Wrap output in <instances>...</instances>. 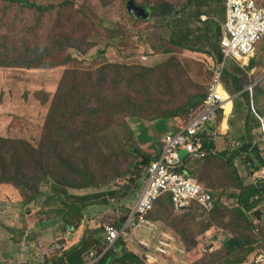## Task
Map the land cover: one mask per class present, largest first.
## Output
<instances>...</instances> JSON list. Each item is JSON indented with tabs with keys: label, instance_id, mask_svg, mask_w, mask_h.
I'll use <instances>...</instances> for the list:
<instances>
[{
	"label": "trees",
	"instance_id": "obj_1",
	"mask_svg": "<svg viewBox=\"0 0 264 264\" xmlns=\"http://www.w3.org/2000/svg\"><path fill=\"white\" fill-rule=\"evenodd\" d=\"M3 1L44 13L54 10L56 7L50 1L45 4H39L32 0ZM262 3L264 4V1ZM157 5H152L153 9ZM64 6L76 5L72 0H65L63 1ZM83 13L88 16L85 12ZM130 16L135 18L134 15ZM169 54L171 57L172 53L169 52ZM9 55L10 53L6 54V56ZM140 59L142 58L140 57ZM140 59H128L120 62L117 60L113 63L106 60L94 71L67 70L50 104L44 134L38 147L24 139L13 140L0 136V184L15 187L24 198V205L27 206L37 203L41 196H46L42 202V209L51 207V201L52 203L60 201L62 207L59 212L63 215V229L66 232L68 229L74 230L83 224V219L89 217L86 209L94 203L87 195L69 193L70 189H96L101 187L99 185H110L112 178L109 179L105 175L108 166L114 162L122 166L125 157L129 159V162L124 168H121L120 172L118 164L112 167L117 170V177L124 180V183L115 182L113 185H121V187L114 186L107 191V194L115 198L118 190L113 188L122 189L124 196L118 198L117 204L125 205V203L136 199L146 177L147 166L161 153L162 139L168 127L166 122L168 120L177 121L179 113L183 111L190 112L192 110L195 113L202 108L207 86L201 94L193 95L196 100L187 101L181 108L170 111L160 109L145 111L142 104L140 105L129 94L120 93L119 89L123 88L126 83V88L131 89L134 86L135 81L140 78L141 69L145 75L147 69L150 71L156 64H144ZM71 60L68 57L60 64H66ZM46 64L44 57L38 58L32 55L26 60L20 56L15 59L8 57L4 61H0V67L7 68H42ZM222 81L226 89L234 92L243 88L244 85L241 78L236 75L231 78L232 88L228 86L224 74H222ZM107 90L113 92L107 93ZM192 111L189 113L190 115ZM128 119L131 120V123L138 125V134L135 135V130L127 121ZM189 119L188 115L182 123L177 122L178 130L186 125ZM150 129H153L158 135L163 130L164 134L161 140L150 135ZM202 131L198 137L205 156L191 158L181 152L182 165L177 170L187 173L189 177L195 179L206 191L211 193L213 207L206 210L193 203L184 212L176 214L172 209L170 194L164 193L154 202L152 210L147 214V223L141 229V233L137 234L135 228L129 229L128 236L121 238L117 243V251L108 250L95 264H178V262H184L186 254L190 259V264H210L212 259L217 261L216 253L206 256L205 252L199 255L198 259L192 261V253L198 247V242L187 236L182 238L179 234L183 235L186 230L179 231L174 225L175 235L168 234L165 228L156 222L161 221L169 226L164 221L165 218L167 219V217L164 218L166 215L168 216L167 222L170 217L181 216L179 217L180 222L184 223H188L187 219L196 220V217L203 216L202 214L208 217L218 216L220 221L217 227L223 228L231 235L223 242V247L226 250L223 255L235 254V251L239 252L243 249H246L249 254L251 253L249 260H238L237 264L250 262L254 256L264 252V240L259 238L260 235L264 238V231L258 230L252 222L253 215L240 209L229 211L222 203V199L218 197L222 192L220 189L225 186L224 189H221L224 192L227 188L234 187L242 188L239 195L242 193L244 188L242 178L238 175L234 165L235 158L241 156L250 166V172L262 169L264 168V158L261 156L262 147L259 142L252 143L247 139H240L231 148L226 147L222 151H217L211 140L204 139ZM201 134L202 136H200ZM157 140L159 143L155 145ZM139 142L150 143L153 152L142 151ZM249 183L248 188H254L250 181ZM42 185H50L52 193L45 194L41 189ZM257 185L264 197V179H259ZM254 190L257 191L256 188ZM104 202L107 205V199H104ZM252 206H249L247 210ZM154 211L156 214L153 218ZM130 214L122 217L119 221L117 220L118 222L113 225L120 227ZM254 214L258 218L264 217L263 204L262 208L257 209ZM159 241L166 244L164 253L157 250L160 246ZM101 242L100 238H95L94 242L87 239L71 250L64 252L58 250L61 254H56L48 264H86V261L81 260L82 252L87 250L89 244L94 243V247L98 244L95 248L100 247L96 253L99 255L103 251ZM134 245L139 248L140 252L134 249ZM151 253L155 255L154 260L148 259ZM206 260L209 261L205 262Z\"/></svg>",
	"mask_w": 264,
	"mask_h": 264
},
{
	"label": "rangeland",
	"instance_id": "obj_2",
	"mask_svg": "<svg viewBox=\"0 0 264 264\" xmlns=\"http://www.w3.org/2000/svg\"><path fill=\"white\" fill-rule=\"evenodd\" d=\"M32 1L39 4L50 1L56 7L44 13L0 0V61L8 57L15 59L20 56L26 60L32 55L38 58L44 57L47 62L42 68L0 67V136L2 137L13 140L24 139L35 147L40 145L50 104L62 77L69 69L94 71L106 60L113 63L117 60L120 62L145 56V59H140L144 64H156L150 71L147 69L145 75L141 69L140 78L135 81L134 88H126V83L119 89L120 93L129 94L140 105L142 104L145 111L179 109L187 101L196 100L193 95L201 94L212 78L211 66L207 63L202 60L192 61L183 54L172 53L169 57L168 52L162 53V47L156 48L153 52H140L139 55L140 41L147 37V40L156 43L160 39L146 34L145 38L143 37V32L140 33L135 19L130 16L126 8L127 0H72L76 6L66 7H63L65 0ZM137 3L143 5L140 0H137ZM161 42L162 39L159 44ZM255 47L258 49L264 47V34L258 38ZM8 53L10 55L6 56ZM68 57L72 59L70 62L60 64ZM263 59L262 50L256 61L258 63ZM111 92L113 91L107 90V93ZM191 111L179 113L177 121L168 120L166 133L171 130L170 127L177 125V122L182 123L188 115L191 117L199 113L192 111L190 115ZM127 121L135 130V135L138 134V125L131 123L129 119ZM149 133L160 140L164 134L162 130L158 135L153 129H150ZM158 143L157 140L155 145ZM150 145L139 142V147L144 152H153ZM128 162L129 159L124 157L122 166L117 162L108 166L105 175L109 179L112 178L110 185H99L101 187L96 189L69 190L71 194L87 195L94 201L88 206L90 210L86 209L89 217L84 218L87 222L95 224L94 228H90L88 223L87 239L93 242L95 238L104 239L102 229L104 224L117 223L134 208L136 199L125 205L117 204L118 198L124 196L122 189H116L118 191L114 200H111L113 198L107 194L112 187H121V185H113L115 182L124 183V180L117 177V170L112 167L118 164L120 172ZM245 183L249 185L248 180L242 179V185ZM41 189L45 194L52 193L50 185H42ZM221 189L222 192L218 197L223 199L222 203H224V197L230 200V195L227 193L229 189L233 191L234 187L227 188L225 192ZM44 199L46 196H41L37 203L24 205V198L15 187L0 184V264H48L56 254H61L55 246L63 244V215L59 212L62 205L60 201L53 203L51 201V207L42 209ZM104 199H107V205ZM224 206L229 211L242 210L239 204L231 200ZM108 208L112 215L105 212L100 221V216L97 215ZM155 214L154 211L153 218ZM202 215L197 216L196 220L187 219L188 223L180 222L181 216L170 217L167 222L168 216L163 215L164 218L167 217L163 220L169 225L167 226L169 229L174 230V225L179 231L186 230L183 235L179 234L182 238L187 236L198 242V247L192 253V261L199 258L204 252L203 249L206 250L207 256L208 248L213 247L212 253H216L217 261L212 259L210 264H216L225 257L223 242L231 235L223 228L217 227L220 221L218 216ZM259 238L264 240L262 235ZM12 244L15 252L8 247ZM88 248L89 245L86 249ZM247 253L249 252L243 249L227 256L234 261L238 259L235 257L246 260L250 259L246 258ZM12 259L15 261L13 262Z\"/></svg>",
	"mask_w": 264,
	"mask_h": 264
},
{
	"label": "crops",
	"instance_id": "obj_3",
	"mask_svg": "<svg viewBox=\"0 0 264 264\" xmlns=\"http://www.w3.org/2000/svg\"><path fill=\"white\" fill-rule=\"evenodd\" d=\"M140 1L143 2L141 6L149 7L150 12L144 18L134 16L136 26L140 29V33L143 32L142 35L144 38L146 34V36L150 35L153 38L162 39V42L159 44L160 40H158L156 43H152L147 40L146 37L139 42V55L140 52H153L156 48L162 47V53L171 52L174 54H183L192 61L202 60L211 66V76L218 66H222L223 74L230 88L233 86L231 83L232 76L236 75L243 81V88L238 91L234 92L226 89L232 96L228 101L229 108L223 111L215 122L208 123L203 127L202 134L205 136L204 139L208 141L211 140L217 151H222L226 147L231 148L233 143L240 139H247L252 143L259 142L261 147L262 143L259 137V121L257 114L264 115V59L257 63L256 58L262 50L264 51V47L260 49L255 47V50L249 57L240 61L224 57L220 40L224 35L223 24L226 18L225 0ZM152 5L157 6L153 9ZM150 6H152V8H150ZM142 56L143 55H141V57ZM184 126H182V128ZM170 128L171 130L169 132L178 130L176 125ZM202 134L200 136H202ZM261 156L264 158V149L261 150ZM234 165L237 168L240 178L249 181L248 177L251 169L241 156L235 158ZM246 184L247 183L243 185L244 190L240 195L239 192H241L240 190L242 188H234V192L232 189H229L227 194L230 195L229 198L231 202L234 201L239 204L242 211H248V214H252V222L256 225L258 230L264 231V217L261 216V218H258L254 214L257 209L262 208V202H253L251 200L256 194V191L253 187L248 188L249 185ZM141 185H143V183ZM116 189L117 188H114V190ZM1 197H3V195H1ZM114 199L116 198L111 200ZM230 200L224 197V204L230 203ZM251 205L253 206L247 210ZM105 212H107L108 215H112L108 208L106 211L104 210L97 215L100 216V221L103 219L102 216H104ZM83 220V224L74 230L68 229L66 232L63 229V245L65 249L71 250L76 245L79 246L83 240H87L88 223L91 226L90 228H94L95 224L87 222L86 219ZM156 222L164 227L168 234H171V236L175 235L174 231L169 229L163 222ZM8 247L14 250V244ZM95 247L94 243L89 244V248L82 252L81 260L83 262H87L90 252H98L100 250L99 246L97 248ZM133 247L137 252H140L136 245ZM212 249L213 247L208 248L207 253H212ZM203 250L206 252L205 249ZM234 253H238V251ZM154 257V253H151L148 259L154 260ZM248 257L251 258V253L246 254V258ZM255 257L256 256L253 258ZM236 258L238 259L234 261V259L232 260V258L225 256L216 264H237L238 260L243 259L235 257V259ZM12 261L14 262L15 260L12 259ZM252 261L244 264H253L251 263ZM178 264H190L188 255H185L184 262H178Z\"/></svg>",
	"mask_w": 264,
	"mask_h": 264
},
{
	"label": "built area",
	"instance_id": "obj_4",
	"mask_svg": "<svg viewBox=\"0 0 264 264\" xmlns=\"http://www.w3.org/2000/svg\"><path fill=\"white\" fill-rule=\"evenodd\" d=\"M225 8L224 35L220 40L222 53L224 57L240 61L253 53L258 38L264 34V4L259 0H225ZM231 97L222 81L220 67L215 70L207 85L199 113L192 115L182 129L163 137L161 153L146 168L144 186L129 220L120 228L104 224L103 251L99 255L90 252L87 264L99 262L110 249L117 251V243L128 236L130 228H140L147 223V214L164 193L170 194L172 209L176 214L184 212L193 203L206 210L213 207L211 194L195 179L177 169L182 165L181 152L191 158L205 156L198 134L203 130L204 124L216 121L220 110H225V104ZM257 117L260 137L264 142V115L257 114ZM260 178H264V170L250 175L254 186ZM252 199L262 200L264 207V197L260 191ZM159 244L157 250L164 253L166 244L163 241H159ZM56 248L62 249L63 245H57ZM254 263L264 264V253L258 255Z\"/></svg>",
	"mask_w": 264,
	"mask_h": 264
},
{
	"label": "clouds",
	"instance_id": "obj_5",
	"mask_svg": "<svg viewBox=\"0 0 264 264\" xmlns=\"http://www.w3.org/2000/svg\"><path fill=\"white\" fill-rule=\"evenodd\" d=\"M126 8H127V7H126ZM140 57H141V56H140ZM141 58H142V59H145V56H142ZM220 67H221L222 74H223V67H222V66H220ZM220 67L218 66L216 69H218V68H220ZM216 69H215V70H216ZM215 70H214V72H215ZM214 72H213V73H214ZM212 75H213V74H212ZM200 110H201V109H200ZM200 110H199V111H200ZM223 111H225V110H220L219 115H218V118H219L220 114H221ZM260 115H261V114H260ZM218 118H217V119H218ZM217 119H216V120H217ZM214 122H215V121H214ZM210 123H211V122H210ZM168 133H171V132H167V133H165L164 136H165L166 134H168ZM164 136H163V137H164ZM259 137H260V127H259ZM260 141H261V143H262V146H261L262 148H261V149L263 150V149H264V142L261 140V137H260ZM235 144H236V142L233 143V145H235ZM263 170H264V168L259 169V170H256V171H253V172H250L249 177H248V178H249V181L251 182V180H250V175H251V174H253V173H255V172H261V171H263ZM145 178H146V177H145ZM260 179H264V178H260ZM144 182H145V179H144ZM144 182H143V185H142V187H141V189H140V193H141L142 188H143V186H144ZM251 183H252V182H251ZM257 183H258V182H257ZM252 186H254V184H252ZM254 188H256V190H257V191H256V194H257V193L260 191V190L258 189V185L256 184V186H254ZM260 192H261V191H260ZM140 193H139L138 197H137L136 200H135V205H136L137 200H138L139 197H140ZM256 194H255V195H256ZM255 195H254V196H255ZM211 196H212V195H211ZM254 196H253V197H254ZM251 200H253V199H251ZM258 201L262 202V200H258ZM135 205H134V207H135ZM133 211H134V208L132 209V212H131V214L129 215L128 219H127L125 222H123V223L121 224V226L129 220V218L131 217ZM107 224H108V223H107ZM111 225H113V224H111ZM144 225H145V224H144ZM144 225H143V226H140V228H135V227H132V228H135V232H136L137 234H140V231H141V229L144 227ZM113 226H114V225H113ZM121 226H120V227H121ZM115 227H116V226H115ZM120 227H117V228H120ZM102 228H103V233H104V226H103ZM132 228H130V229H132ZM101 241H102V244H103V239H102ZM57 245H63V244H57ZM57 245H56V246H57ZM56 246H55V249H56V250H63V252L66 251V250H68V249H65V246H64V245H63V248H62V249H58V248H56ZM102 247H103V245H102ZM94 253H97V252H94ZM262 253H264V252H262ZM262 253H260V254H262ZM260 254H259V255H260ZM256 257H257V256H256ZM256 257H255V258H256ZM255 258H254V259H255ZM251 263L255 264V263H254V260H253ZM86 264H87V263H86Z\"/></svg>",
	"mask_w": 264,
	"mask_h": 264
},
{
	"label": "water",
	"instance_id": "obj_6",
	"mask_svg": "<svg viewBox=\"0 0 264 264\" xmlns=\"http://www.w3.org/2000/svg\"><path fill=\"white\" fill-rule=\"evenodd\" d=\"M126 7L129 14L143 18L148 15L150 10L148 6H141L136 0H127Z\"/></svg>",
	"mask_w": 264,
	"mask_h": 264
},
{
	"label": "bare ground",
	"instance_id": "obj_7",
	"mask_svg": "<svg viewBox=\"0 0 264 264\" xmlns=\"http://www.w3.org/2000/svg\"><path fill=\"white\" fill-rule=\"evenodd\" d=\"M229 108V103L225 104V111Z\"/></svg>",
	"mask_w": 264,
	"mask_h": 264
}]
</instances>
